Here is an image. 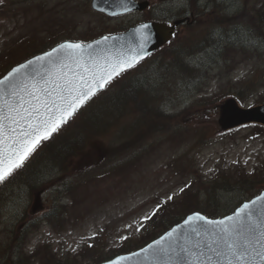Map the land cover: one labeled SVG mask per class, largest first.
<instances>
[{"label": "rangeland", "instance_id": "obj_1", "mask_svg": "<svg viewBox=\"0 0 264 264\" xmlns=\"http://www.w3.org/2000/svg\"><path fill=\"white\" fill-rule=\"evenodd\" d=\"M149 3L150 14L173 20L176 11L186 8L188 2L149 0ZM3 4L0 7V52H3L0 70L42 49L46 42L114 32L149 15L148 11H138L109 17L93 10L90 0H5ZM192 9L195 14L189 20L195 18L192 23L206 25L205 31L187 28L182 20L183 25L177 29L172 44L188 45L191 40L184 39L189 38L199 42L208 30L221 33L217 44L223 39L241 42L225 46L226 49L217 48V55L209 53L211 58L216 56L211 61L215 65L200 78L197 86L187 93L179 91L174 102L163 101L164 109L184 111L181 114H186L192 124L199 125V132L194 134L189 127L175 142L166 139L155 142L150 145L148 156L137 162L136 168L131 166L130 171L126 153L118 149L122 140H118L117 133L116 140H112L111 132L110 140L88 141L81 156L66 163L64 171L45 177L32 190L23 187L24 191L19 192L12 185L7 189L0 186V264H12L10 260L14 255H18L21 264H95L126 247V251H132L140 245L135 247L136 244L145 241V217L156 210L160 199L181 195L191 181L194 183V174L209 177L218 166L240 162L248 169V174L230 169L231 180L245 176L247 186L255 191L261 188L258 185L264 172L254 177L250 171L264 163V131L257 127L259 123H243L227 132L221 130L217 119L219 104L230 96L235 97L240 90L242 95L237 97H241L242 107L264 102V0H199L197 9ZM179 15L184 18L189 13ZM257 26H261V32L257 31ZM143 70L146 69L140 71ZM173 87L174 83L169 82V87L161 88L167 99L173 97L168 95ZM183 119L186 118L179 117L178 122ZM199 136L202 141L197 144ZM184 151L187 156L178 160ZM103 154L107 155V160L120 163L122 169L77 183L101 168L98 158ZM30 172L36 175L32 169ZM223 178L226 180V174ZM57 179L68 181L66 189L64 186L60 187V192L54 189ZM194 184L203 186L198 181ZM253 192L243 194L236 189L217 193L211 205L222 214ZM52 201L71 207L63 205L57 209ZM201 202L209 203L204 196ZM44 215L51 220L37 222L36 227L31 225L30 233L16 244L23 224ZM67 220L69 223L65 225ZM92 241L99 250L93 252L92 247L88 248V242Z\"/></svg>", "mask_w": 264, "mask_h": 264}, {"label": "trees", "instance_id": "obj_2", "mask_svg": "<svg viewBox=\"0 0 264 264\" xmlns=\"http://www.w3.org/2000/svg\"><path fill=\"white\" fill-rule=\"evenodd\" d=\"M188 4V6L191 5L190 7L196 8L194 0H189ZM192 8L189 10L195 14ZM148 14V19L164 20L154 17L149 11ZM187 28L202 32L205 26L199 23L197 25L191 23L187 24ZM256 29L259 32L262 31L261 26H257ZM213 36L214 34L209 33L204 38L199 39V42L191 38L188 45L183 44V42L172 44V40L154 52L138 65L135 69L136 72H130L125 77L121 76L120 82L114 88L109 89L110 87H108L107 90L97 93L77 109L76 113L54 135L42 141L30 158L1 182L0 186L2 184L4 187L5 185H12L19 191H22L23 187L32 190L41 183L38 180L41 175L45 177L44 175L48 172L52 174L54 171L52 169L64 170L66 163L81 156V151L89 145L88 141L102 140L111 132H114V139L111 138L112 140H116V133L119 136L118 140H122L119 144L121 147L118 149L126 153V160L130 162V166L135 159L142 158L149 151L150 145L163 139L173 138L175 133L187 125L184 119L178 122L179 117L187 119V116L181 114L184 111L175 113L162 108L163 101L171 99L174 102L179 91L185 93L193 90L200 78H203L206 72L210 70L209 68L215 65L211 62L212 58L207 56L211 52V48L217 50ZM14 63L16 62L8 63L9 65L5 69L10 68ZM141 69L146 70L140 71ZM169 82L174 83L172 91L168 93L173 97L167 99L166 93L161 88L169 87ZM239 99L241 100V97ZM194 132L196 133L197 129ZM142 140L143 143L141 144ZM201 141L202 136H199L196 143L199 144ZM182 156L186 157L187 154L184 153ZM107 158L106 154L98 158V166L101 167L96 173L98 176L108 175L115 169H122L120 163H115V160L112 162ZM43 162L46 163L45 166ZM31 169L36 172L35 176L30 172ZM236 171L247 174L243 170L236 169ZM228 172L220 170L212 179L199 182L203 186L196 185L195 189L186 190L180 198L166 201L168 203L163 204L148 221L144 235L146 236L145 241L136 244L135 247L181 220L192 208L200 209L209 216H219L230 212L234 206L228 211L218 214V208L211 205V199L217 193L228 190L236 191V189L243 190L244 194L255 191L252 187L247 186V177L236 176L235 180L232 181ZM262 172H264V167L255 168L254 177L261 175ZM225 174L226 180L223 178ZM94 176L95 174H92L93 178ZM10 178L12 182H10ZM86 179L88 178L83 180ZM263 184L264 178L258 186ZM201 196L205 197V201L208 200V205L201 202ZM47 218L51 220L49 216ZM21 233L25 235L26 230ZM126 248L128 249V247ZM126 248L123 250H127ZM13 258L10 260L12 264H21L18 255H14Z\"/></svg>", "mask_w": 264, "mask_h": 264}, {"label": "snow or ice", "instance_id": "obj_3", "mask_svg": "<svg viewBox=\"0 0 264 264\" xmlns=\"http://www.w3.org/2000/svg\"><path fill=\"white\" fill-rule=\"evenodd\" d=\"M147 39L141 35L139 49L132 55V49L96 55L91 44L66 41L0 78V182L20 168L37 145L66 123L97 90L133 67V62L142 58ZM255 205L256 200L246 202L221 220H209L194 212L184 224L205 221L213 226L211 232L193 228L196 240L191 242L187 237H174L173 229L141 252L155 245L157 254L176 257L168 264H264V205L259 209ZM166 238L170 242L167 247L162 245ZM125 259L117 257L108 264H120Z\"/></svg>", "mask_w": 264, "mask_h": 264}, {"label": "water", "instance_id": "obj_4", "mask_svg": "<svg viewBox=\"0 0 264 264\" xmlns=\"http://www.w3.org/2000/svg\"><path fill=\"white\" fill-rule=\"evenodd\" d=\"M107 1L108 0H93V6L97 9L104 10L109 14H116V13L126 12L130 10H135V9H144L148 4L147 1L137 2L135 0H110L111 2L107 5ZM182 20L183 19L175 20L172 25H168L165 22L145 21L136 26L130 27L127 31L123 33L114 34L111 36H102V37H108L107 41H103L102 37H100L92 41L91 43H88L87 45L89 44L92 45L91 51L93 52V54H96V55L111 54V53L120 52V51L128 52L129 49L133 50L132 52H129V55H132L134 54L136 50L139 49V45L141 43V35L143 34L148 37V39L144 42V49H143V52L141 53V57L144 58L149 53L157 49L164 42H166L168 39H170L174 32V25L180 23ZM141 25H147V27L141 29L140 27ZM138 29L139 31H137ZM96 41H101V43L96 44L95 43ZM41 55L43 54H40L37 56H41ZM136 62L137 61L133 62V64H135ZM29 71H32V69H29ZM252 120L264 122V106H257L253 108L243 109V108H240L235 103L234 100H230L226 102V104L222 105L221 107V117L219 119V122L222 128L224 129L232 127L240 123L252 121ZM257 197H261V199L257 200ZM257 197L253 198L250 201L256 200L255 207L259 209L261 205H264V191ZM192 214L193 213L188 214L180 223L174 225L171 229L167 230L165 233L171 232L173 229H176L174 237L179 236L182 239L184 237H187L191 242H195L196 237L194 233L192 232L193 228L199 229L201 232H203L205 229H207L209 232L213 230V226L208 225L207 223H205V221L193 220L189 225H185L184 221L187 219L188 216ZM232 214L233 213L227 216H230ZM201 215L204 216L203 214ZM223 218L224 217L217 218V219H210V218H207V219L221 220ZM165 233H163L161 236H164ZM161 236H159L155 240L149 242L144 247L134 252L118 255L111 260H115L117 257H127V259L121 261L120 264H168L170 259L175 260L176 257L174 256L170 257L168 255L157 254L156 253L157 246L155 245L153 246V249L148 250V252L146 253L141 252V249H147L148 245L153 244L154 241L159 240ZM204 239H207V237L205 236ZM169 243L170 242L167 238L165 239V241H162V245L165 247H167ZM132 253H137L138 255L133 256L131 255ZM100 264H108V261L100 263Z\"/></svg>", "mask_w": 264, "mask_h": 264}]
</instances>
